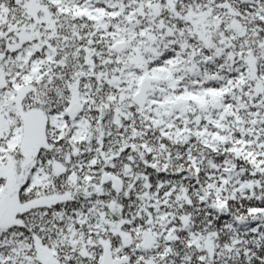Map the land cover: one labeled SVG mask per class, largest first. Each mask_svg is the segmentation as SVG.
<instances>
[{
	"label": "snow or ice",
	"instance_id": "6c2138e0",
	"mask_svg": "<svg viewBox=\"0 0 264 264\" xmlns=\"http://www.w3.org/2000/svg\"><path fill=\"white\" fill-rule=\"evenodd\" d=\"M0 264H264V0H0Z\"/></svg>",
	"mask_w": 264,
	"mask_h": 264
}]
</instances>
